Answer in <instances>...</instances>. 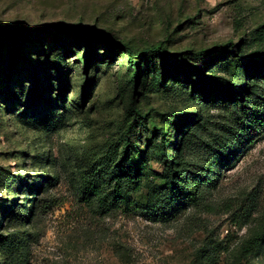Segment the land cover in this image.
Listing matches in <instances>:
<instances>
[{"label": "rangeland", "instance_id": "rangeland-1", "mask_svg": "<svg viewBox=\"0 0 264 264\" xmlns=\"http://www.w3.org/2000/svg\"><path fill=\"white\" fill-rule=\"evenodd\" d=\"M90 30L135 52L160 46L173 56H153L166 75L133 87L124 51ZM259 51L264 0H0V264H264V124L246 120L233 139L244 115L196 88L198 74L246 78L264 114V78L235 76ZM126 139L147 161L124 188L129 207L103 180ZM163 139L200 180L191 199L150 212ZM94 179L99 194H83Z\"/></svg>", "mask_w": 264, "mask_h": 264}, {"label": "trees", "instance_id": "trees-1", "mask_svg": "<svg viewBox=\"0 0 264 264\" xmlns=\"http://www.w3.org/2000/svg\"><path fill=\"white\" fill-rule=\"evenodd\" d=\"M88 32L89 34L86 33L87 37L95 34L100 36V38L104 40L109 47L114 48L119 46L117 48L124 51L127 55V65L130 71V80L133 87L140 83L141 85H146L148 82H150L149 84L154 85L162 80L166 75L163 73V71L165 72L163 68L159 70L154 65L152 60L153 56L163 55L167 60L172 59L173 56L167 54L160 46L152 47L141 52H135L132 48L127 47L125 44L111 41L110 38L105 35L96 34L91 30ZM255 53H257L256 58L249 59L245 66L239 67L240 69H238L239 71H237L235 76L239 77L247 70L246 68H252L257 71V73H255L256 77L264 78V52L259 51ZM62 55L64 56V53H62ZM49 66H51V69H58L57 67H54L55 65H53L50 61ZM179 70H182L185 73L189 72L186 62H183V65L179 68ZM197 76L198 79L196 80V88L199 92H203L202 94L205 98H207L206 103H212L213 101L227 103L232 108L233 113H237L236 107H238V111L244 115L235 118V122L238 124L237 127H228L233 139H236L239 133L247 132L250 129L249 122L246 120H251L252 122L250 123H258L259 125L264 124V114L260 112L258 104H256V106L255 104L249 106V97L246 95L249 87L248 79L245 78V81L241 85H235L231 80L222 77H212L208 80V82H205L202 80L203 75L198 74ZM148 78H150V81ZM253 93L254 92L252 91L250 95ZM24 114L26 115V118H29L34 124L42 125L48 124L52 121V119H50L51 115L39 118V115L35 113H33L30 117L27 116V111H25ZM138 114L139 113H136V115ZM189 121L190 120L188 119L186 124L187 128L191 123ZM193 122L195 124L198 121ZM174 130H180V127L175 125ZM165 140L166 139L160 141L161 154L158 156V162L161 165V173H157V175L154 174L157 179L159 178V180L162 181V184H156L154 179H151V181L147 183L148 193L146 203L143 208L150 212L162 211V209H164L167 205V200L173 197V194L174 197H188L191 199L193 195L195 196V194L190 191V188L191 186L197 187L198 179L200 180V174L197 171L195 172L194 170H189V168H187L189 165L184 164L179 151L180 143L178 144L176 142L174 144V155L170 159L167 151L168 144L165 143ZM124 142L122 157L120 159L111 157L108 164L104 163L103 180L104 185L111 188L110 195L112 201H120L129 207L132 204V201L126 197L124 188L131 186L136 188L139 186L141 177L145 175L147 161L142 159L140 163H136L131 153L130 140L126 139ZM211 149H213V146H211ZM221 153L222 152L219 154ZM147 177H149V174H147ZM103 180L94 179L86 182L83 194L87 196L99 194L100 186L103 184ZM135 207H137V205H135ZM247 244L249 245V249H254L258 244V236H254Z\"/></svg>", "mask_w": 264, "mask_h": 264}]
</instances>
